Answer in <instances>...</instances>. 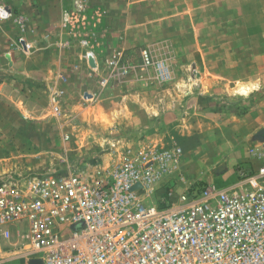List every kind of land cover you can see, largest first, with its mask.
I'll return each mask as SVG.
<instances>
[{
  "label": "rangeland",
  "instance_id": "rangeland-1",
  "mask_svg": "<svg viewBox=\"0 0 264 264\" xmlns=\"http://www.w3.org/2000/svg\"><path fill=\"white\" fill-rule=\"evenodd\" d=\"M63 1L59 32L72 50L62 55L68 59L64 73L78 76L68 90L67 76L55 79L52 97L60 114L53 115L45 75L48 37L27 34L25 20L10 9L13 0H0L11 11L0 20L7 24L1 53L19 54L14 66L0 61V180L68 175L89 164L109 167L129 150L178 148L176 162L146 200L159 207L168 192L176 202L191 183L231 189L252 174L257 163L251 151L264 127L246 135L243 117L260 91L251 84L257 76L247 75L253 62L235 59L248 46L227 44L220 0L218 8L210 0H117L116 8L114 0ZM159 66L168 76L160 77ZM30 68L31 74L25 71ZM10 228L26 231L25 222Z\"/></svg>",
  "mask_w": 264,
  "mask_h": 264
},
{
  "label": "built area",
  "instance_id": "built-area-1",
  "mask_svg": "<svg viewBox=\"0 0 264 264\" xmlns=\"http://www.w3.org/2000/svg\"><path fill=\"white\" fill-rule=\"evenodd\" d=\"M10 17L0 6V20ZM159 73L168 76L165 67ZM179 152L129 150L106 168L2 178L0 251L33 264H264V135L239 187L194 182L176 202L168 192L165 206L147 203ZM19 222L25 232L10 228Z\"/></svg>",
  "mask_w": 264,
  "mask_h": 264
},
{
  "label": "crops",
  "instance_id": "crops-1",
  "mask_svg": "<svg viewBox=\"0 0 264 264\" xmlns=\"http://www.w3.org/2000/svg\"><path fill=\"white\" fill-rule=\"evenodd\" d=\"M114 2L116 5L114 8H116L117 0H114ZM220 2L222 3L221 8L226 9L224 12L226 19H223V21L226 20V27H224V29H226L228 37L227 44L230 45L231 41H233L237 45L248 46L243 56L239 52L235 59L237 61H252V73H248L247 75L257 76V79L252 81L251 84L255 86L254 91H260L256 95V97H258V95L259 97L258 99H254L252 107L243 117V124L246 123L247 126L245 133H247L246 135L249 134L252 136L253 133L264 127V67H261L260 63H258L264 61V0H220ZM230 3L235 4V8L234 6H230ZM208 5L210 7H216L218 4L215 3V0H210ZM10 7L12 12L25 20L23 28L25 32L27 30V34L31 31L33 35H35L34 37L42 34L48 37V68L45 70L46 74H44L48 76V101H50L53 91L56 90V87L59 85L56 84L55 79L60 73L68 77V82L65 86L66 90L70 88V85L72 87V78L78 76V73H76L78 71L73 72L71 70L69 72L72 74L69 75L64 73V65L68 59L66 60L62 55L66 56L72 51L70 50V44H68V48L65 47L66 44L61 41V32H59L63 25L62 16L64 1L13 0ZM141 8H145V6L142 5ZM187 8L195 7L189 6ZM2 23L4 22L0 23V43L4 37V29L7 26V24ZM29 38L30 35L26 36L25 40L32 41ZM28 43L30 44V42ZM31 45H35V42L31 43ZM2 47L3 45L0 46V61H11V65L14 66V58L18 52L11 53L10 51H4L1 53ZM240 50L241 49L238 51ZM244 50L245 47L243 48V51ZM31 52L29 51L28 54L30 55ZM75 62L77 63V61ZM25 71L31 74L34 72V69L30 68ZM8 72L15 73L16 71L12 69ZM200 118H204V116L201 115ZM210 124L212 123L210 122ZM213 127H215V125H213ZM9 256L10 255L5 254V252L0 251V259H2L1 264H33L21 256H14L12 258H9Z\"/></svg>",
  "mask_w": 264,
  "mask_h": 264
},
{
  "label": "bare ground",
  "instance_id": "bare-ground-1",
  "mask_svg": "<svg viewBox=\"0 0 264 264\" xmlns=\"http://www.w3.org/2000/svg\"><path fill=\"white\" fill-rule=\"evenodd\" d=\"M90 62H91V64H93V61L92 60H90ZM242 91L244 92V89H242Z\"/></svg>",
  "mask_w": 264,
  "mask_h": 264
},
{
  "label": "water",
  "instance_id": "water-1",
  "mask_svg": "<svg viewBox=\"0 0 264 264\" xmlns=\"http://www.w3.org/2000/svg\"><path fill=\"white\" fill-rule=\"evenodd\" d=\"M35 263H37V262H35Z\"/></svg>",
  "mask_w": 264,
  "mask_h": 264
}]
</instances>
